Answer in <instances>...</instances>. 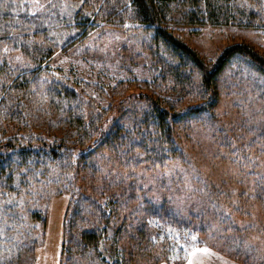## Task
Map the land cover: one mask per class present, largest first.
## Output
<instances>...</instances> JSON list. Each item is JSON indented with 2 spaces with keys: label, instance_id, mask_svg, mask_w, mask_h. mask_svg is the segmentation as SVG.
Wrapping results in <instances>:
<instances>
[{
  "label": "trees",
  "instance_id": "obj_1",
  "mask_svg": "<svg viewBox=\"0 0 264 264\" xmlns=\"http://www.w3.org/2000/svg\"><path fill=\"white\" fill-rule=\"evenodd\" d=\"M45 2V10H34L33 0H0V264L33 247L36 239L26 231H33V219L44 224L36 199L42 202L51 186L71 195L61 264H184L198 246L235 263L264 264L261 246L248 241L253 233H264V162L251 151L249 155L250 141L243 145L233 134L246 125V118L227 126L224 142L231 161L250 173L256 185L253 204L252 197H245L248 190H216L215 195L209 190L203 200L188 195L179 210L165 198L158 201L136 189L134 172L182 161L178 125L209 112L232 57L244 56L264 76V58L250 45H228L211 63L175 35L173 26H220L247 20L253 10L238 0ZM63 2L67 7L61 14L57 7ZM127 23L145 30L142 42L156 87L138 95L142 107L134 108L121 126L118 117L111 120L115 103L109 99L104 105L105 93L99 92L96 100L58 78L48 60L57 48L65 49L104 24L121 28ZM59 24L62 39L52 36ZM192 98L198 100L190 102ZM262 127L258 139L264 136ZM106 154L111 160L100 163ZM103 164L109 166L106 173Z\"/></svg>",
  "mask_w": 264,
  "mask_h": 264
},
{
  "label": "rangeland",
  "instance_id": "obj_2",
  "mask_svg": "<svg viewBox=\"0 0 264 264\" xmlns=\"http://www.w3.org/2000/svg\"><path fill=\"white\" fill-rule=\"evenodd\" d=\"M45 1L33 0L34 10H42L46 6ZM238 1L245 3L246 8L253 10L255 15L244 21H232L220 26L209 23L201 26L174 25L172 30L207 62H215L223 48L234 43L248 44L264 58V0ZM64 3L57 7L61 14L66 9ZM38 4L43 5V8L38 7ZM59 25L52 36L57 37L61 34L62 25ZM132 26L127 23L120 28L104 24L91 35L77 37L73 42H69L65 49L60 45L61 47L57 48L48 60L50 70L58 78L66 79L68 83L83 89L96 100L101 95L99 92L105 93L108 99L104 105L109 99L115 103L110 113L111 120L118 117L117 124L121 126L126 124L125 119L130 118L134 108L142 107L137 100L138 95L147 90L149 93V89L156 87L155 82L151 80L150 54L142 42L145 30L134 29L141 27ZM122 28H128V31ZM68 36L67 34L66 37ZM59 38L62 39L61 35ZM219 81L220 95L217 101L209 106L210 113L196 114L189 120H182L178 125L177 141L182 161L170 162L153 171H146L143 167L135 168L138 181L136 189L142 188L143 191L150 193V196L152 194L154 199L165 198L179 210L185 208V199L188 195H190L188 198L203 200L208 194L211 195L209 190H214L212 194L215 195L216 190L222 194V191L243 189L250 191L251 195L252 186L256 185L252 177H248L250 173L239 170L236 163L231 161L232 152L229 153L225 146L224 133L228 131L227 126H233L234 119L246 118V125L242 126L241 130L238 128L233 130V134L243 145L250 141L249 155L251 151L257 160L264 162V136L259 139L257 137L261 126L264 129V76L252 68L244 56H235L226 63ZM115 87H118L117 93L113 91ZM195 100L198 98H192L190 102ZM185 105L183 102L181 106ZM223 126L225 127L223 130L217 129ZM238 134H244L246 138L243 139ZM241 144L233 143L234 146ZM107 156L109 155L106 154V159L103 158L99 162L111 160ZM114 166V172H117L118 166L116 164ZM102 167L105 173L109 171L107 164H103ZM48 190L47 194L42 195L45 199L42 202L40 198L36 199L39 203L35 205L40 208L44 224L41 225L33 219V231H26L30 233L29 238L36 239L35 243H32L33 247L21 255L12 254L13 259L6 264L62 263L63 222L71 195L69 192L59 191L58 186H51ZM232 195L235 196L233 193ZM250 195L246 194L245 197H252L249 198L251 199L249 202L253 204L257 196ZM28 205L31 206L30 202ZM257 231L259 230L254 232ZM257 234L253 233L248 241L256 244L258 248L261 246V255L264 256V233ZM201 247L205 246L197 248ZM193 254L192 251L189 253L184 264H188L189 259L192 260V264H201L203 260L207 264L210 263L198 256L193 259L195 256ZM200 257L205 256L200 254ZM223 259L227 264H239Z\"/></svg>",
  "mask_w": 264,
  "mask_h": 264
},
{
  "label": "snow or ice",
  "instance_id": "obj_3",
  "mask_svg": "<svg viewBox=\"0 0 264 264\" xmlns=\"http://www.w3.org/2000/svg\"><path fill=\"white\" fill-rule=\"evenodd\" d=\"M82 3H83V0H81V5H82ZM81 5H74L73 7L74 8L75 7H80ZM37 6L40 7V8H43V5H39L38 4ZM64 7H67V5H64ZM69 15H71V13H69ZM88 15H91V13H88ZM17 59H19V57H17ZM192 239H193V242H195L197 238L195 236H193ZM184 247H185V250H187L188 246L185 245ZM191 251H192V253H204V254H208V255H214V253H212V250L210 248H208L207 246L202 247V248L193 247L191 249ZM188 264H192V260L191 259H189Z\"/></svg>",
  "mask_w": 264,
  "mask_h": 264
},
{
  "label": "crops",
  "instance_id": "obj_4",
  "mask_svg": "<svg viewBox=\"0 0 264 264\" xmlns=\"http://www.w3.org/2000/svg\"><path fill=\"white\" fill-rule=\"evenodd\" d=\"M202 248V247H201ZM212 253H214V255H208V254H204V253H194L193 254V259H195L197 256L200 258V259H206V260H208L210 263L209 264H212V263H220V264H227L225 261H224V259H223V257H221L219 254H217L216 252H214L213 250H212ZM200 254H203L205 257L204 258H201L200 257ZM201 264H203V263H206L207 264V262L206 261H201L200 262Z\"/></svg>",
  "mask_w": 264,
  "mask_h": 264
}]
</instances>
